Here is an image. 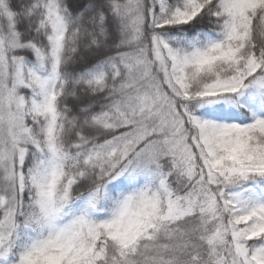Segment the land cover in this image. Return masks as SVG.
Here are the masks:
<instances>
[{
    "label": "snow or ice",
    "instance_id": "obj_1",
    "mask_svg": "<svg viewBox=\"0 0 264 264\" xmlns=\"http://www.w3.org/2000/svg\"><path fill=\"white\" fill-rule=\"evenodd\" d=\"M0 264H264V0H0Z\"/></svg>",
    "mask_w": 264,
    "mask_h": 264
}]
</instances>
